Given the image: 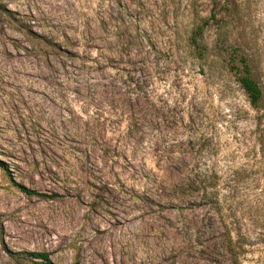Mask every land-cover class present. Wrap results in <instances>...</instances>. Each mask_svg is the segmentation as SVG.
I'll return each mask as SVG.
<instances>
[{
	"label": "rangeland",
	"instance_id": "rangeland-1",
	"mask_svg": "<svg viewBox=\"0 0 264 264\" xmlns=\"http://www.w3.org/2000/svg\"><path fill=\"white\" fill-rule=\"evenodd\" d=\"M235 47L264 90V0H0V264H231L226 225L264 264V117Z\"/></svg>",
	"mask_w": 264,
	"mask_h": 264
},
{
	"label": "trees",
	"instance_id": "trees-1",
	"mask_svg": "<svg viewBox=\"0 0 264 264\" xmlns=\"http://www.w3.org/2000/svg\"><path fill=\"white\" fill-rule=\"evenodd\" d=\"M213 19L217 17L214 13L211 16ZM210 23V18L203 21L201 25H198L192 32L190 37V46L195 49L196 56L199 58H205L208 56V45L204 41V32L206 26ZM239 48H234L230 52V56L226 59V63L229 69L234 73L237 82L240 84L241 88L247 95L249 102L252 107L257 108L262 111L261 117H264V90L258 79L253 73L252 65L246 56V54L239 53ZM0 166L4 170L8 171V166L0 160ZM20 189L29 194H38L42 197H49L47 194H41L34 190L28 189L26 186L16 184ZM55 197V196H53ZM214 208L217 213L222 214V207L220 202L215 201ZM248 236L242 231L240 226H229L223 232V240L225 243V249L229 256V261L231 264H244L245 256L248 252V247L246 241ZM13 258L17 261L22 259H27V261H33L34 264H54L50 258L49 253L46 252H11L9 251ZM21 262L20 264H22Z\"/></svg>",
	"mask_w": 264,
	"mask_h": 264
}]
</instances>
